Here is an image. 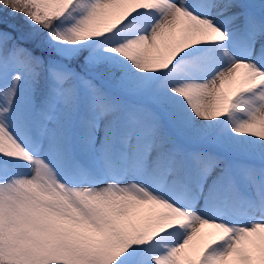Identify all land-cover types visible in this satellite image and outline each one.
I'll list each match as a JSON object with an SVG mask.
<instances>
[{"label": "snow or ice", "instance_id": "6c2138e0", "mask_svg": "<svg viewBox=\"0 0 264 264\" xmlns=\"http://www.w3.org/2000/svg\"><path fill=\"white\" fill-rule=\"evenodd\" d=\"M0 264H264V0H0Z\"/></svg>", "mask_w": 264, "mask_h": 264}]
</instances>
